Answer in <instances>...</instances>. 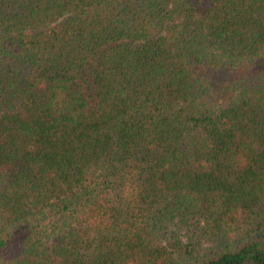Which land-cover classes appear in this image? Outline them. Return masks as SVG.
<instances>
[{
    "label": "trees",
    "instance_id": "trees-1",
    "mask_svg": "<svg viewBox=\"0 0 264 264\" xmlns=\"http://www.w3.org/2000/svg\"><path fill=\"white\" fill-rule=\"evenodd\" d=\"M0 264H264V0H0Z\"/></svg>",
    "mask_w": 264,
    "mask_h": 264
}]
</instances>
